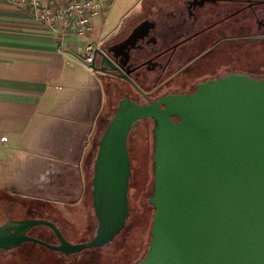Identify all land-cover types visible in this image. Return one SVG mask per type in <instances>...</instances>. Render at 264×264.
Wrapping results in <instances>:
<instances>
[{
  "label": "water",
  "instance_id": "1",
  "mask_svg": "<svg viewBox=\"0 0 264 264\" xmlns=\"http://www.w3.org/2000/svg\"><path fill=\"white\" fill-rule=\"evenodd\" d=\"M109 53L95 50L100 75L114 69ZM148 118L154 215L147 252L135 264H264V80L234 74L150 104L120 99L94 163L93 237L72 242L46 218L8 220L0 250L35 242L70 255L111 244L130 215L129 134ZM37 226L49 227L57 243L29 235Z\"/></svg>",
  "mask_w": 264,
  "mask_h": 264
},
{
  "label": "crops",
  "instance_id": "2",
  "mask_svg": "<svg viewBox=\"0 0 264 264\" xmlns=\"http://www.w3.org/2000/svg\"><path fill=\"white\" fill-rule=\"evenodd\" d=\"M161 1L139 0L135 8ZM115 29L99 37L100 45ZM90 33L60 44L24 12L0 0L2 196L60 211L70 223V237L90 222L88 182L112 107L103 76L77 60L79 51L95 41ZM79 41L83 44L72 46Z\"/></svg>",
  "mask_w": 264,
  "mask_h": 264
},
{
  "label": "flooded vegetation",
  "instance_id": "3",
  "mask_svg": "<svg viewBox=\"0 0 264 264\" xmlns=\"http://www.w3.org/2000/svg\"><path fill=\"white\" fill-rule=\"evenodd\" d=\"M100 47L110 51L114 69L102 76L122 94L117 104L124 97L150 104L192 94L233 74L264 80V0L140 4Z\"/></svg>",
  "mask_w": 264,
  "mask_h": 264
},
{
  "label": "rangeland",
  "instance_id": "4",
  "mask_svg": "<svg viewBox=\"0 0 264 264\" xmlns=\"http://www.w3.org/2000/svg\"><path fill=\"white\" fill-rule=\"evenodd\" d=\"M116 0L114 5L102 16L93 19L91 36L95 43L100 45L99 37L118 27L122 16L132 7L139 4V0ZM80 40V39H77ZM73 42L72 46L83 43ZM76 56V55H75ZM77 57V56H76ZM79 57V56H78ZM80 59V60H79ZM77 58L81 61V58ZM76 67V62H71ZM109 87L110 86H106ZM108 97L112 99L110 117L117 107L120 93L107 90ZM110 93V94H109ZM109 120V119H108ZM154 121L142 120L135 124L128 138L129 152L131 156L130 179V215L125 228L115 237L114 241L103 247L85 249L81 252L64 255L58 251L47 248L39 243L25 242L7 253L0 252V264H134L147 252L151 238L154 207L150 203L154 182ZM105 128V125H104ZM9 195L2 196L0 188V223L5 220L33 219L45 217L42 211L46 209L44 204H35L21 198L9 201ZM89 223L84 224L85 229L80 234H73L72 242H84L90 240L96 231V218L92 207L91 197L88 199ZM34 207L40 208L35 211ZM86 215V212H84ZM87 216H84V219ZM85 220H83V223ZM29 235L37 237L51 244L57 243V237L50 230L41 226L32 228Z\"/></svg>",
  "mask_w": 264,
  "mask_h": 264
},
{
  "label": "built area",
  "instance_id": "5",
  "mask_svg": "<svg viewBox=\"0 0 264 264\" xmlns=\"http://www.w3.org/2000/svg\"><path fill=\"white\" fill-rule=\"evenodd\" d=\"M24 12L31 23L53 36L60 44L69 37L88 35L93 29V19L102 16L111 0H5ZM101 45L88 42L79 57L85 67L94 73L92 64L96 48Z\"/></svg>",
  "mask_w": 264,
  "mask_h": 264
},
{
  "label": "trees",
  "instance_id": "6",
  "mask_svg": "<svg viewBox=\"0 0 264 264\" xmlns=\"http://www.w3.org/2000/svg\"><path fill=\"white\" fill-rule=\"evenodd\" d=\"M115 110H116V108H115ZM113 115H114V113H113ZM113 115L106 122L105 128L109 124V122L112 119ZM105 128H104V130H105ZM97 150H98V144H97ZM93 174H94V169L92 171V174H91V176L89 178V182H88V190H89V193L91 195H92V178H93ZM152 187H153V185H152ZM45 206H46V209L42 210L45 213V217H43V218L49 219V220L53 221L54 223H56L60 227V229L62 230L63 234L66 236V238L69 240L70 235L67 233V230H68L67 227L70 226L69 221L64 218L63 214L60 211L53 210V209L51 210L50 207L48 208L47 205H45ZM92 207H93V200H92ZM33 209H35V211H39V212L41 211V210H39L40 208H37V207H34ZM93 210H94V208H93ZM37 218H39V217H37ZM40 218H42V217H40ZM2 223H0V224H2ZM41 227L44 228V229H48V230H50L53 233V231L49 227H46V226H41ZM34 228H37V227H34Z\"/></svg>",
  "mask_w": 264,
  "mask_h": 264
}]
</instances>
